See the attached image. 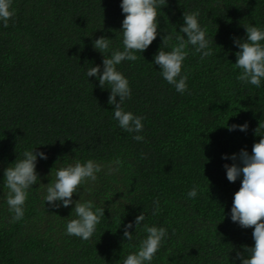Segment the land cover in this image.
<instances>
[{"label": "trees", "instance_id": "trees-1", "mask_svg": "<svg viewBox=\"0 0 264 264\" xmlns=\"http://www.w3.org/2000/svg\"><path fill=\"white\" fill-rule=\"evenodd\" d=\"M12 7L8 27L0 21V264H123L146 238L145 224L168 231L151 264H241L236 253L254 246L253 228L231 220L243 177L229 182L224 165L242 149L251 154L264 136V80L259 88L237 80L234 38H246L244 25L264 29V0H167L157 9V38L135 53L138 60L117 65L132 93L122 107L144 117L140 133L119 126L110 86L101 89L96 76H87L93 66L103 70L95 39L110 40L106 56L123 50L121 0H13ZM196 11L213 55L201 60L188 46L182 94L154 56L170 51L177 35L186 39L183 14ZM167 34L173 39L166 46ZM245 123L246 131L228 128ZM34 148L47 159L37 157V184L28 190L24 217L12 222L4 169ZM88 160L102 170L72 199L93 201L104 217L85 241L66 234L75 204L56 208L44 197L59 168ZM193 187L197 196L189 198ZM141 212L145 220L136 228Z\"/></svg>", "mask_w": 264, "mask_h": 264}, {"label": "clouds", "instance_id": "clouds-1", "mask_svg": "<svg viewBox=\"0 0 264 264\" xmlns=\"http://www.w3.org/2000/svg\"><path fill=\"white\" fill-rule=\"evenodd\" d=\"M167 0H121V9L124 13L122 21L123 50H113L110 57L106 56L110 49L108 37L101 36L93 41L95 50L104 56L101 66L96 65L88 69L87 76H96L101 89L109 85L110 95L108 103L114 106V119L119 126L128 133H140L143 130L144 117L134 115L130 111H125L122 107L126 99L131 98V88L128 79L117 69V65L128 60L135 62L139 57L135 54L142 53L148 49L159 35L158 8L166 5ZM13 0H0V21L4 27H8V22L15 15L12 7ZM199 12H184V24L180 26L179 32L186 34L177 35L176 43L171 45L170 51L161 48L154 56V63L159 65L162 77L168 84L174 86L179 93L188 90L187 74L182 73L183 62L188 56V46L192 45L195 52L200 54L203 60L213 55L206 38V30L201 27ZM246 38H234V44L239 48L236 52L237 60L235 68L240 69L237 80L245 84H251L259 88L264 80V29L254 25H244ZM173 37L167 34L162 37V44L169 45ZM117 97L119 99L117 100ZM247 123L243 125H228L229 130L239 128L240 131L247 130ZM257 132V129H256ZM136 141H143L142 135L133 136ZM63 143V142H61ZM47 159L44 152L25 150L23 158L15 160L4 169V183L9 189L7 205L9 211L14 213L12 222L21 220L24 217V205L29 195V189L37 184L39 174L36 171L37 157ZM227 158V156H225ZM234 161L231 165L225 164L226 175L229 182H235L242 175L241 185L234 193L231 220L238 223L242 228H253L252 237L254 246H245L244 252L237 251L236 259L241 264H264V136L255 142L251 154L242 149L238 154H232ZM239 159L240 163H236ZM117 164L121 162L117 160ZM102 170V166L93 160L84 163L76 161L66 167H61L55 172V179L48 183L44 201L53 207H68L75 204L73 211L75 217L67 222L66 234L76 236L82 240H89L93 236L101 218L104 217V208H94L93 201L84 202L73 201V194L78 193L81 185L88 181L95 182L97 173ZM111 171H118L111 169ZM189 198L197 196V189L193 187L188 193ZM60 202V203H58ZM156 208L153 215L159 212V201H154ZM145 220V215L141 212L135 218V225L138 228ZM133 227V222H129L125 228L123 236L126 240L132 239L133 232L129 231ZM147 233L139 245L136 252L130 253L123 260V264H151L154 256L161 248L162 243L168 236L165 227L144 225ZM245 252L248 253L245 256Z\"/></svg>", "mask_w": 264, "mask_h": 264}]
</instances>
